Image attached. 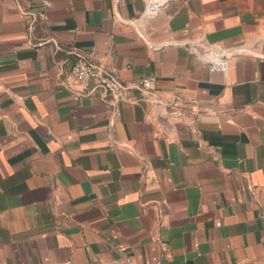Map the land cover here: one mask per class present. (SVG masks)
<instances>
[{
    "label": "crops",
    "instance_id": "crops-1",
    "mask_svg": "<svg viewBox=\"0 0 264 264\" xmlns=\"http://www.w3.org/2000/svg\"><path fill=\"white\" fill-rule=\"evenodd\" d=\"M158 1L0 0V264H264V0Z\"/></svg>",
    "mask_w": 264,
    "mask_h": 264
},
{
    "label": "built area",
    "instance_id": "built-area-1",
    "mask_svg": "<svg viewBox=\"0 0 264 264\" xmlns=\"http://www.w3.org/2000/svg\"><path fill=\"white\" fill-rule=\"evenodd\" d=\"M144 1L149 5V7L152 6V9L164 3V1H160L153 4V0ZM208 61L211 63V72H225L227 69L226 57L217 46H211ZM67 80L69 82L77 83H85L93 80L109 95V102L112 107H115L121 103L134 102V99L127 91V88L118 80L115 75L112 74V72H110L104 65H94L84 58H78L74 62L67 74ZM136 85L138 88L143 90V92H152L155 89V79L142 78L137 81ZM79 99V96H73L74 101H78ZM127 261L129 264H132L130 260Z\"/></svg>",
    "mask_w": 264,
    "mask_h": 264
},
{
    "label": "water",
    "instance_id": "water-1",
    "mask_svg": "<svg viewBox=\"0 0 264 264\" xmlns=\"http://www.w3.org/2000/svg\"><path fill=\"white\" fill-rule=\"evenodd\" d=\"M154 1H155V3H156V2H160V1H158V0H154Z\"/></svg>",
    "mask_w": 264,
    "mask_h": 264
}]
</instances>
